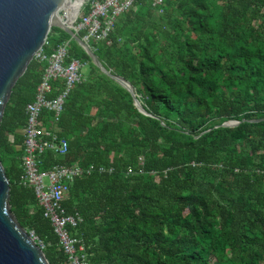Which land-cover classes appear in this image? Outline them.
Wrapping results in <instances>:
<instances>
[{
  "label": "trees",
  "instance_id": "16d2710c",
  "mask_svg": "<svg viewBox=\"0 0 264 264\" xmlns=\"http://www.w3.org/2000/svg\"><path fill=\"white\" fill-rule=\"evenodd\" d=\"M151 1L135 0L110 44L91 46L152 117L70 41L68 59L87 71L58 124L67 153L46 152L42 169L112 168L76 179L63 202L83 218L72 234L86 264H264V0H165L161 13ZM46 40L70 38L52 27ZM42 70L32 60L12 88L0 162L18 224L46 243L49 264H67L33 191L18 185L16 131Z\"/></svg>",
  "mask_w": 264,
  "mask_h": 264
},
{
  "label": "built area",
  "instance_id": "2783aa9c",
  "mask_svg": "<svg viewBox=\"0 0 264 264\" xmlns=\"http://www.w3.org/2000/svg\"><path fill=\"white\" fill-rule=\"evenodd\" d=\"M164 1H151L158 13L162 12ZM134 3L135 0H69L58 10L57 20L94 51L91 44H110L109 37L119 17L127 13ZM70 41L73 40L51 46L45 40L33 58L43 66V70L33 100L24 109L26 121L20 132L23 145L18 185L33 191L43 217L53 228L67 264H86L81 239L72 234L83 223V218L78 212L67 213L63 202L76 179L94 173L110 174L112 168L92 164H52L42 169L46 152L55 157L67 153L68 143L60 137L58 124L67 96L74 86L84 80L86 64L68 59ZM131 172L128 168L126 174ZM28 233L42 251L47 247L33 231Z\"/></svg>",
  "mask_w": 264,
  "mask_h": 264
},
{
  "label": "water",
  "instance_id": "95a60500",
  "mask_svg": "<svg viewBox=\"0 0 264 264\" xmlns=\"http://www.w3.org/2000/svg\"><path fill=\"white\" fill-rule=\"evenodd\" d=\"M67 1L0 0V122L13 86L43 46L52 27L65 32L103 74L120 84L130 94L141 114L151 116L137 100L133 87L107 71L91 48L57 20L58 10ZM238 124L237 121H227L220 127H235ZM9 191V181L0 162V264H49L43 251L11 212Z\"/></svg>",
  "mask_w": 264,
  "mask_h": 264
},
{
  "label": "rangeland",
  "instance_id": "374dc122",
  "mask_svg": "<svg viewBox=\"0 0 264 264\" xmlns=\"http://www.w3.org/2000/svg\"><path fill=\"white\" fill-rule=\"evenodd\" d=\"M86 71H87V68H85L84 72H86ZM26 92H27L28 94H29V93H32V95H34L35 89H34V90H27ZM20 132H21V130H17V131H16V134H20ZM45 182H46V180H45Z\"/></svg>",
  "mask_w": 264,
  "mask_h": 264
},
{
  "label": "crops",
  "instance_id": "0c3cea01",
  "mask_svg": "<svg viewBox=\"0 0 264 264\" xmlns=\"http://www.w3.org/2000/svg\"><path fill=\"white\" fill-rule=\"evenodd\" d=\"M21 130V129H20Z\"/></svg>",
  "mask_w": 264,
  "mask_h": 264
}]
</instances>
